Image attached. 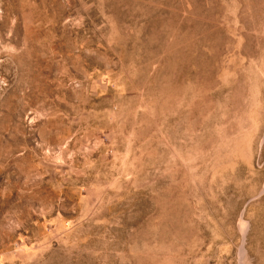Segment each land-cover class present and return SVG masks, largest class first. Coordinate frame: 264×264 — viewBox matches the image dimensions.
I'll return each mask as SVG.
<instances>
[{
  "label": "rangeland",
  "instance_id": "obj_1",
  "mask_svg": "<svg viewBox=\"0 0 264 264\" xmlns=\"http://www.w3.org/2000/svg\"><path fill=\"white\" fill-rule=\"evenodd\" d=\"M0 264H264V0H0Z\"/></svg>",
  "mask_w": 264,
  "mask_h": 264
}]
</instances>
